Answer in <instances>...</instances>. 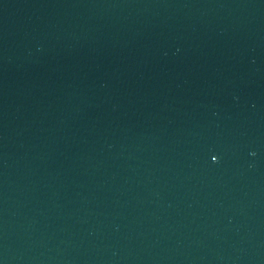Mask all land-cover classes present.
I'll return each instance as SVG.
<instances>
[{
  "label": "water",
  "instance_id": "1",
  "mask_svg": "<svg viewBox=\"0 0 264 264\" xmlns=\"http://www.w3.org/2000/svg\"><path fill=\"white\" fill-rule=\"evenodd\" d=\"M0 264H264V0H0Z\"/></svg>",
  "mask_w": 264,
  "mask_h": 264
}]
</instances>
